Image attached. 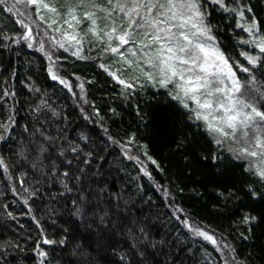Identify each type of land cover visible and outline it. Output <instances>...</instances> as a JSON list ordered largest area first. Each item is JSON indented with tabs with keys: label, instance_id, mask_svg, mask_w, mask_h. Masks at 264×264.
I'll return each mask as SVG.
<instances>
[{
	"label": "trees",
	"instance_id": "16d2710c",
	"mask_svg": "<svg viewBox=\"0 0 264 264\" xmlns=\"http://www.w3.org/2000/svg\"><path fill=\"white\" fill-rule=\"evenodd\" d=\"M201 3L216 47L249 81L238 66L252 67L242 53L264 58L245 31L255 19L264 37V0ZM8 9L0 4V264H225L185 219L240 264H264V180L169 89L121 84L115 54L92 35L79 56L59 50L52 69ZM252 75L264 92V62Z\"/></svg>",
	"mask_w": 264,
	"mask_h": 264
},
{
	"label": "snow or ice",
	"instance_id": "6c2138e0",
	"mask_svg": "<svg viewBox=\"0 0 264 264\" xmlns=\"http://www.w3.org/2000/svg\"><path fill=\"white\" fill-rule=\"evenodd\" d=\"M18 2L23 3L24 0ZM65 2L68 3L65 14L77 23L81 22L77 16L78 9H93L84 10L83 19L90 22L88 32L100 40L107 36L108 44L104 52L110 51L124 58L125 53L121 48L136 45L137 47H128L126 51L137 57L139 50L141 56L135 61L125 59L124 62L135 63L141 75L153 87L158 85L169 89V95L192 114L190 119L194 116L195 120L204 122L206 131L213 136L218 145L228 141L238 145L236 148L230 147L229 151L236 159L249 162L246 171L264 180V110L258 106L259 101L264 100V92L252 87L256 80L252 75L253 68L264 62V58L259 54L256 56L241 54L252 66H238L240 71L249 73V81L241 83L229 63L230 58L225 57L211 43L214 38L210 35V27L205 24L201 0H105L104 3L97 0H74V3H70L69 0H65ZM213 2L222 5V0ZM3 3L4 0H0V4ZM27 3L57 12L56 8L50 7L44 0H27ZM8 11L11 12L12 9L9 8ZM98 12L103 15L98 16ZM240 15L243 16V11ZM98 20L105 21V28L111 26L110 30L105 32L104 29L98 28ZM20 23L27 27L22 21ZM71 26L69 24V27ZM245 31L253 34L255 47L260 53H264V37L259 36L255 19ZM202 37L204 39H201ZM113 39L118 41L115 47L111 43ZM244 43L247 44L249 41ZM141 62L147 66V70L141 66ZM112 75L115 76V73ZM53 79L56 77L53 76ZM133 79L139 80V77ZM119 82L125 84L124 80ZM125 86L132 87L130 84ZM248 91L252 96L247 94ZM256 95L259 99L252 98ZM255 219L246 217L245 223ZM100 220L103 224L104 218L100 217ZM199 234L213 240L207 233ZM40 254L46 255L44 252Z\"/></svg>",
	"mask_w": 264,
	"mask_h": 264
},
{
	"label": "rangeland",
	"instance_id": "374dc122",
	"mask_svg": "<svg viewBox=\"0 0 264 264\" xmlns=\"http://www.w3.org/2000/svg\"><path fill=\"white\" fill-rule=\"evenodd\" d=\"M4 2L8 6V8L12 9V12L16 15V18L18 19L19 23L20 21H22L23 25H27V27H24L20 23L23 29V34L21 35L20 39L23 40L24 42L26 41L29 45L35 47L42 54H44L48 58V60L51 62V68L55 66V63L57 61L56 54L59 50L67 51L69 53H72L78 56L80 55V53L82 54L84 50L83 45H82V39H84L87 34L92 35L96 41L103 42L105 46H107L108 44L107 36H103V39L100 40L97 38L96 35L88 32V27H89L90 22L86 21L87 28L81 25V23L85 20L83 19V11H80L79 9L77 10V16L81 19V22L77 23L76 21L72 20L71 17L65 14L67 12L68 5H66L65 8L63 7L61 10L57 9V12L54 13V12L49 11L46 8L40 7L39 5L29 4L27 3V0H24L23 3L18 2V0H4ZM44 2L49 4L50 7H54L51 5V3L48 0H44ZM38 8H39V11H37ZM65 21H68V22L66 23ZM117 23L119 24V21H117ZM69 24H71L72 26L69 27ZM99 24H100L99 21H97L98 28L104 29L105 32L110 30L111 26H109V28H105L104 25L101 26V24L100 25ZM251 35H252V39L254 40L253 34ZM201 39H204V38L202 37ZM255 42L256 41L254 40V43ZM111 43H112V46L114 47L118 45V41H116L115 39H113ZM211 43L215 45L214 40L211 41ZM128 47H137V46L136 45H126L123 48H121V51L125 53L124 58L120 57L118 54H115L116 58L118 59V60L116 59V62H115L116 64H118L117 66L118 68L115 67L114 70L117 71L115 76L117 75L119 79L118 81L124 80L125 84L131 85V80L133 79V77H143V75H141L140 70L139 68L136 67L135 63L127 64L124 62L125 59L135 61L137 57L141 56V53L139 50H137V57L131 56V54L126 51ZM108 53L111 54L110 51H108ZM141 66L145 67V69L147 70V66L143 65L142 62H141ZM55 68L56 67L52 69H55ZM121 68L126 73H131V74L136 73L135 74L136 76L131 75V74H127V76H124V72L122 71ZM112 73H115V72L112 71ZM120 75L124 77L125 79L119 77ZM143 79L145 78L143 77ZM133 80L137 82L136 79H133ZM169 87L171 88V86ZM252 87L256 88L254 84H252ZM247 94L252 96V93L250 91H248ZM252 98L259 99L258 95L253 96ZM261 102L262 100L259 101V104H258L259 107H261ZM261 110L263 109L261 108ZM221 145H223L232 156L234 155L229 151V148L238 147V145L232 143L231 141L224 142ZM127 151H125V154L127 156L132 157L137 161H140L141 163H143V166L147 165L148 160L145 159L143 156H140L137 154L131 155ZM239 160L243 161L248 167V164H249L248 161H245L243 159H239ZM183 224H185L186 228L191 229L192 232L197 236L205 238L204 236L199 234L200 232L207 233L209 236H211L213 240L215 241V243H213V240H208L206 238L205 239L208 240L210 243H212L214 246H216V248L222 254L225 264H240L233 257L231 250L222 241H220L219 238L215 234H213L212 232L204 228H197L193 226L186 219L183 220Z\"/></svg>",
	"mask_w": 264,
	"mask_h": 264
}]
</instances>
